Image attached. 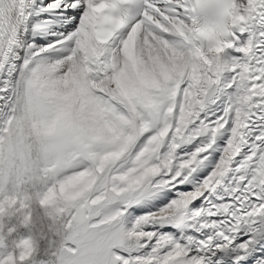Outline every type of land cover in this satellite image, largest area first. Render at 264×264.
<instances>
[{
    "label": "snow or ice",
    "instance_id": "1",
    "mask_svg": "<svg viewBox=\"0 0 264 264\" xmlns=\"http://www.w3.org/2000/svg\"><path fill=\"white\" fill-rule=\"evenodd\" d=\"M0 264H264V0H0Z\"/></svg>",
    "mask_w": 264,
    "mask_h": 264
}]
</instances>
